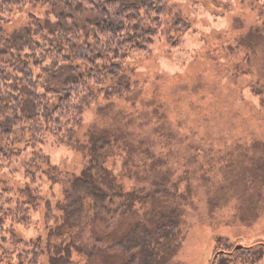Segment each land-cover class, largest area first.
<instances>
[{
  "label": "rangeland",
  "instance_id": "obj_1",
  "mask_svg": "<svg viewBox=\"0 0 264 264\" xmlns=\"http://www.w3.org/2000/svg\"><path fill=\"white\" fill-rule=\"evenodd\" d=\"M34 2L8 25L0 24L10 42L32 35L31 15L50 29L61 14L54 0ZM180 20L190 29L176 34L173 26ZM163 31L180 45L164 36L150 58L131 59L118 78L108 79L105 89L121 84L133 92L110 101L101 97L88 107L75 137L85 152L59 148L55 142L37 148V154L50 157L30 168L37 173L40 167L46 174L42 198L30 197L39 208L30 229L19 228L17 235L42 241L43 264H51L48 235L61 224L58 205L66 199L64 190L90 166L87 148L94 133L108 136L112 152L105 166L125 192L161 193L155 202L114 215L108 223L93 220L87 206L60 241L75 245L72 264H142L150 256L148 249L140 256L138 251L124 253L126 236L135 243L134 234L149 232L144 237L152 243L155 226L145 223L170 195L183 193L189 195L187 202L174 207L182 213L181 246L169 264H209L219 246L226 252L239 250L227 255L224 264H264V0H168ZM63 79L61 74L57 80ZM0 127V150L19 149L22 159L30 158L29 134L19 139L1 116ZM20 140L26 143L19 145ZM12 169L20 170V163L15 161ZM187 184H192L190 192ZM0 185L12 191L29 187L22 172L2 166ZM49 199L58 217L50 224L45 220ZM95 247L104 251L89 256ZM242 249L250 254L243 257Z\"/></svg>",
  "mask_w": 264,
  "mask_h": 264
},
{
  "label": "trees",
  "instance_id": "obj_2",
  "mask_svg": "<svg viewBox=\"0 0 264 264\" xmlns=\"http://www.w3.org/2000/svg\"><path fill=\"white\" fill-rule=\"evenodd\" d=\"M54 2L62 11L50 29L44 27L38 17L31 15L32 35L28 34L20 43L10 42L0 30V56L3 58L0 62V116L19 139L29 134L28 141H31L33 150L27 159H22L23 153L19 149L10 153L0 150V166L16 173L22 172L29 184V187L18 191L7 190L0 185V264L5 262L4 258L6 264L44 263L42 241L20 239L17 235L19 228L30 229L33 214L39 208L29 200L30 197L42 198L44 187L41 182L46 174L40 167L39 173L31 172L30 168L38 166L39 161L46 163L50 157L42 151L37 154V148H46L55 142L59 148L85 152L86 146L78 145L75 137L83 128L88 107L96 105L101 97L110 101L133 92L131 86L121 84L105 89L108 79L118 78L129 60L150 58L156 42L164 36L173 46L180 45L170 33L163 31L168 0ZM34 3V0H0V24L8 25L16 14H23ZM173 29L176 34L182 33L190 29V24L180 20ZM61 74L64 79L58 81ZM65 74L68 75L66 79ZM55 79L54 85L52 81ZM23 143L26 141H19V145ZM109 143L108 136L92 135L87 148L90 166L69 189L64 190L66 199L58 205L62 212L61 224L51 229L48 235L51 264H72L75 245L60 241L68 230L77 226L76 219L87 206L94 214L93 220L108 223L114 215L131 214L138 210V205L141 208L152 203L154 197L161 193L142 195L139 191L125 192L105 166L112 152ZM15 161L20 163V170L12 169ZM191 185H186L187 192H190ZM188 198L189 195L183 193L165 199L158 211L150 215L149 223H145L155 226V240L152 243L145 240L144 236L149 232L141 236L140 233L134 234L135 243L129 242L126 236L124 253L136 255L138 251L140 256V251L148 249L150 256L146 255L142 264L170 262L181 246L179 227L182 213L174 207L175 204L177 207L185 204ZM53 199L56 200L55 195ZM46 209V222H55L58 217L54 213L53 200L46 202ZM162 246L167 247L165 252L161 251ZM103 251L95 247L87 253L94 257ZM240 252L243 257L250 254L243 249ZM238 253L239 250L234 252V249L223 251L219 246L209 264H224L222 262L227 255Z\"/></svg>",
  "mask_w": 264,
  "mask_h": 264
},
{
  "label": "water",
  "instance_id": "obj_3",
  "mask_svg": "<svg viewBox=\"0 0 264 264\" xmlns=\"http://www.w3.org/2000/svg\"><path fill=\"white\" fill-rule=\"evenodd\" d=\"M240 248L242 247V246H239Z\"/></svg>",
  "mask_w": 264,
  "mask_h": 264
}]
</instances>
